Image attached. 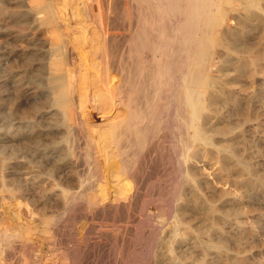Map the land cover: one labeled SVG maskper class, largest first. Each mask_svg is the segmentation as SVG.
Listing matches in <instances>:
<instances>
[{
  "label": "rangeland",
  "instance_id": "rangeland-1",
  "mask_svg": "<svg viewBox=\"0 0 264 264\" xmlns=\"http://www.w3.org/2000/svg\"><path fill=\"white\" fill-rule=\"evenodd\" d=\"M228 1L203 35L198 140L184 102L158 100L140 0H0V264H264V0ZM41 61L47 78H31ZM231 153L252 163L251 190Z\"/></svg>",
  "mask_w": 264,
  "mask_h": 264
},
{
  "label": "bare ground",
  "instance_id": "bare-ground-1",
  "mask_svg": "<svg viewBox=\"0 0 264 264\" xmlns=\"http://www.w3.org/2000/svg\"><path fill=\"white\" fill-rule=\"evenodd\" d=\"M220 1H222V0H220ZM140 3L145 8H148L151 11L150 12L151 14H147L146 13L147 11L145 13H143L144 15L141 18L142 19L141 24H142L143 28L137 34H138L141 42H144L143 48H145V47L149 48L150 47L152 50V53L154 55V62H153L154 65H153V69H151L149 71V78L153 80L154 89L156 91V95L158 96V100L163 98V96H164L163 93H164V91H166V89H170V91H173L172 92V103H173L175 110L178 109L179 104L181 102H184V104L188 108L187 109L188 112L185 115V122H186L187 128L189 130L190 136L192 138L198 139V140L199 139L200 140L207 139V133H206L207 129L205 128V126H203V125L198 126L196 124V120L198 119V117L200 115V111H201L200 96H199L200 92L196 88V85H198V86L203 85L206 83L207 80L204 77V75L197 72L196 68L202 64V59H204L203 57L205 56V54L207 55V51H206L207 49L204 48L205 43H203L206 37H203V35L207 36L209 34V32L211 31V29L213 28V26L217 22V19H212V15L214 14V10H213L212 6L216 5V0H140ZM218 4H220V2H218ZM216 6H218V5H216ZM172 12L174 14H176V13L181 14L183 12L186 14L183 17H181L182 14L178 15L177 19L179 22L176 21L177 22L176 27L178 29H181L183 27H186L188 29L187 32L183 35V37H180V38L174 37V36L170 35V33L167 30L169 28V24H172V23H169V21H168L169 19H172L169 16L170 13H172ZM154 20L156 22L158 21V24L156 25L154 30H151L148 27V25H149L150 21H154ZM222 20H223V18H222ZM139 26H140V24H139ZM146 27H148V28H146ZM200 34H202V35H200ZM227 35H228V33H227ZM178 39L181 40V44L180 45L174 44V42L178 41ZM214 42H216V41H214ZM32 54H34V53H32ZM32 54L29 53L28 56L34 57V56H32ZM183 54H187L189 56L190 60L186 61L183 58ZM38 57H40V56H38ZM205 60H206V58H205ZM144 61H146V60H144ZM38 66H39L38 73L31 75V78L36 79V80H41L42 78H45L47 76L46 73H47L48 66L43 61H41ZM138 66H140V64ZM140 67H137V68H139L140 73H142V66H140ZM146 70H148V68ZM66 76H67V74H66ZM147 79H148V77H147ZM149 80H147V81H149ZM42 82H44L45 86H47V87L48 86L50 87L52 85V82L49 79L42 81ZM131 82L133 84L131 86H134V83H133L134 80H131ZM40 83H41V81H40ZM148 83L149 82H147V84ZM178 88H180V91H178ZM149 94L146 93V96H149ZM128 96H129V94H128ZM140 99H141V97H140ZM138 101H137V103H138ZM226 101H227V97H225L224 95L219 94V95L212 96L211 103L209 106L211 109V113L216 112V110H214V105L216 103H219V102L223 103ZM201 102H202V100H201ZM131 105H133V104H131ZM150 108H151V110L148 111L150 118L155 119V120L161 118V114H162V111L164 109V107L162 106L161 103L158 102V103L154 104L153 106H151ZM127 112H128L127 115L130 118H133V117L138 115V111H136L135 109L131 110V111H127ZM113 113H111V114L113 115ZM117 117H118V115H117ZM121 117L123 120V116H121ZM121 117H119V118H121ZM119 118H117V119H119ZM113 119H115V118H113ZM208 119H209V115H206L205 120L207 121ZM130 120L132 122L131 128H133L134 130H140L141 129L140 123H136L137 122L136 121L135 124L133 125L132 119H130ZM87 122L89 123V121H87ZM120 123L121 122H119V124ZM198 124H200V123H198ZM205 124H207V123H205ZM93 127H95V126H93ZM112 127L113 126H111V128ZM98 128H101V126L100 127L98 126ZM98 128H97V130H98ZM93 129H96V128H93ZM112 129H114V128H112ZM112 129L110 131L111 137H112V132H113ZM97 130L95 133L99 132L101 129L99 131H97ZM108 130H110V129H108ZM125 130H124V132H125ZM143 130H145V129H143ZM215 130L217 132L221 133L224 137L223 147L226 148L227 146L228 147L233 146L234 139L232 136L229 135V129L225 128V126L224 127L218 126L215 128ZM94 131L95 130H93V132ZM91 133H92V131H91ZM99 134H97V135L94 134V135H96L95 137L98 136V141L100 140V137H101V136H99ZM120 134H122V132H120ZM91 135H90V137H94V135H92V136ZM113 136H116L117 141L120 138V136H119V138L117 137V134L114 135V132H113ZM111 139H110V142L112 143L113 137ZM101 142H102V140H101ZM116 142H114V143H116ZM102 143H104V142H102ZM118 146L120 147L121 145H118ZM118 146L117 147L114 146V147H116L118 149ZM104 149H105V147H104ZM35 151H37V149ZM107 155H108V153H107ZM231 158H234L235 163H236V168L240 172H246L247 173V174L243 173L242 176L238 177L237 181H238L240 187L247 189V190L250 189L251 180H252L253 175L255 174V169L252 167V163H250L249 161L240 159L239 157L234 155V153H231L230 157H229V155L224 157V159H223L224 163H227V160L231 159ZM116 160H118V159H116ZM105 163H107V162H105ZM110 165H112V164H110ZM34 176H35V174H32L33 179H34ZM260 177H261V175L259 176V178ZM209 226L211 228L214 227L210 223L208 224V227ZM28 232H27V234H28ZM4 238H5V236H4ZM218 246H220V245L218 244Z\"/></svg>",
  "mask_w": 264,
  "mask_h": 264
}]
</instances>
